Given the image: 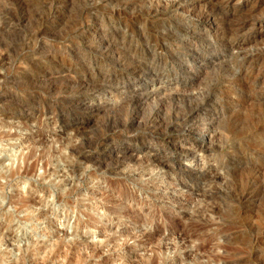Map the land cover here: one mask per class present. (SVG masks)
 <instances>
[{
	"label": "rangeland",
	"instance_id": "374dc122",
	"mask_svg": "<svg viewBox=\"0 0 264 264\" xmlns=\"http://www.w3.org/2000/svg\"><path fill=\"white\" fill-rule=\"evenodd\" d=\"M51 1L0 0V151L32 152L28 164L35 160L28 179L16 176L0 191V264H148L155 255L158 264H264V175L254 202L240 200L254 164L250 153L258 117L233 123L201 113L189 127L200 130L195 137L172 128L153 135L146 125L159 110L165 123L175 119L178 109L214 97L210 90L229 58L214 39L215 30L200 29L203 35L210 33L216 59H205L207 70L183 74L176 82L173 77L182 75L187 63L175 61L166 48L163 78H135L127 65L149 62L152 52L145 49V39L158 38L145 6L135 8L137 17L125 26L102 17V11L88 14L86 8L96 0H63L59 15ZM243 5L231 0L228 9ZM257 10L251 18L260 29H246L244 36L260 32L263 41L250 44L251 50L264 48V6ZM97 20L99 26L93 23ZM170 22L163 28L178 27ZM79 29H86L80 39L73 36ZM108 35L116 43L114 58L94 49ZM131 37L137 48L133 53L126 50ZM194 37L172 43L182 61L191 58L184 48L195 44ZM92 39L97 40L92 44ZM131 88L147 95L138 106L126 100ZM262 102V97L255 100L256 116ZM67 116L69 126L61 123ZM132 118L137 123L127 128ZM45 149L51 153L42 158ZM156 154L161 165L153 162ZM236 155L245 162L240 164ZM119 162L123 165L117 168ZM189 180L196 184L183 188L181 182ZM22 196L28 201L25 207L18 203ZM251 213L253 228L245 223ZM184 229L189 237L182 235ZM57 245L71 249V261L51 255Z\"/></svg>",
	"mask_w": 264,
	"mask_h": 264
},
{
	"label": "bare ground",
	"instance_id": "6f19581e",
	"mask_svg": "<svg viewBox=\"0 0 264 264\" xmlns=\"http://www.w3.org/2000/svg\"><path fill=\"white\" fill-rule=\"evenodd\" d=\"M230 1L231 0H96L92 2L90 6L86 8V11L88 14H91V13L96 14L98 11H102L101 12L102 17L108 16L110 19H115L119 23L124 22V25L128 26V24H130L131 22L130 19L132 18L135 19L137 17V15L133 13L135 11L134 9L137 8L138 6H145V8L143 9H145L144 13L147 16L146 18H148L147 22H149L148 24L151 25L152 28H154V30L158 32V38L153 42L149 39V37L148 39L147 38L145 39V42H144L146 43L145 49H148V50L150 49V51L152 52L148 58L149 62H146L145 60V62L141 61L142 63H140L138 62L140 60L139 59L138 61H132L127 65V72L131 74L130 75L131 77H135V78L144 76L147 74H150L151 78L158 77V75L160 77L159 79L163 78V74L167 72L168 70L167 68L168 65L166 62L167 60L165 61L162 58L163 56L162 53L166 48H169V50H171L170 51L172 54L171 56L173 57L175 61L179 60L180 63H184V62L187 63V64H183L184 70H182L183 71L181 73L182 75L180 74L178 75L177 73V76L173 77V79L176 82H179L181 81V79H183L181 78V77H184L183 74L187 77H192L195 75L194 71L196 69H206L207 70L208 68H210L209 66L210 64L205 59H208L210 55L212 59L214 58V61H216V59H215V55L212 54V51L209 48L210 46L213 47V43L207 36L210 33L207 32V34L203 35L200 29L203 28L208 31L215 30V34H218V35H215L214 39L218 42L219 46L223 47V51L229 54L228 56L229 58H225V65L224 67H222L224 68L223 74L220 76L218 74V81L215 83V85H213L212 89L210 90L213 92L214 97L208 98L203 95L204 97L189 104L186 107V109L179 110L177 108L178 111H176V114L173 116L175 117V119L171 121H167L165 123L160 116L161 112L159 110L155 114H153L150 118H147L148 120H146V125L148 126L149 129H151V132L153 133V135L154 134L160 135L161 134L159 132L160 130L166 131L168 130V128H172L173 130L180 131L181 134L185 133V135L188 137H195L197 136L200 130L192 129L189 127L195 124L196 119H199L200 117H202L201 113H203V115L205 114L208 117H212L213 119H217L220 121L227 120L233 123L239 122L244 119L254 121V117L255 118L258 117V121L257 123H255V126H254V139H253L254 147L250 153V155L254 157V162H253L254 164L252 165V168H251V172L248 178V183L240 195V200L244 204V203H250L252 201L254 202V199L258 197V195L260 194V183L263 181L262 178L264 175L263 174L264 170L261 169V166L262 165L264 166V103H263L264 102V48L255 49V50H251L248 48L250 44L253 45L252 43H255V41L257 40L263 41L262 40L263 35H261L259 32L258 35H256L253 38L244 36V32H245L244 30L246 29H254V30L260 29V26H258L257 24H254L251 17H254V14H253L254 11L264 6V0H239V2L244 1V5L240 9L236 7L228 9L230 5ZM50 3L52 5L51 7L54 6L55 8L54 13L58 14L59 10L57 11V7H60L62 5L63 0H52ZM108 8L109 10H106ZM138 13H139V10H138ZM246 13L248 15H245ZM258 13L260 12H257L256 15H258ZM242 14H244L245 16ZM241 15L244 17H242ZM172 17H176L177 20H173ZM168 21H172L170 23L173 25L174 24L178 25V27L172 30L164 29L163 25L168 23ZM93 23L95 26L96 25L99 26V24H101L99 20L93 21ZM83 25H85L84 27H87L86 23H84ZM84 33H86V29L85 30H80V29L74 30L73 36L77 38L79 37L80 39ZM189 36H193V37L195 36L194 37L195 44L193 45L189 43L186 46L187 48H184V51L186 53L191 54V58L188 61H182L180 58V55H177L175 53L176 50H172V45L174 44L173 42H176V41L179 42L180 44L183 43L182 41H184V38L189 37ZM96 40L97 39H92L91 43L92 44L95 43ZM95 44H97L96 47L94 48L96 52H97L96 49H98L99 52H101L103 55L109 56L111 58H114L116 55H118L117 51L114 49L115 48L114 46L116 45V43L112 40V37L109 35L100 37L98 43H95ZM126 44H128L126 45L127 51L129 52L137 51V48L134 47L133 45L132 37L131 39L127 40ZM122 48L124 49V47ZM113 50H115L116 53H114ZM129 57H132V56H129ZM196 60H198L199 64L196 63ZM183 81H188V79H185ZM70 82L74 83L75 80L73 81L71 78ZM81 83L83 84L84 82H81ZM101 83L103 84L104 82H101ZM184 91L185 89L184 87H182L181 92H184ZM129 93H131V95H129V97H127L126 100H128L132 106L134 105L138 106V104L141 101H143L145 97L147 96L145 95L144 92H142V90H138V89L135 90L134 88H131ZM164 95H165L164 97H166V94ZM180 96L181 98L183 97L182 94ZM159 97H162V96H159ZM260 97L263 98V102H262L263 104L259 107L260 109H258V113H257L258 115L256 116V114L254 113V103H255V100ZM182 113L183 115L190 116L191 120L190 119L185 120L184 116H181ZM200 120L201 122L204 121V119H200ZM69 122L70 121L67 116L62 119L61 123H64V125L69 126ZM135 123H137V118H132L128 122L127 128L132 127L133 125H135ZM165 131H162V132H165ZM142 143L147 144L145 139H142ZM163 143L165 146L170 147V142L163 141ZM74 146L76 148V145ZM156 146L161 147V146H158L157 144ZM172 146L176 149H179L181 152L189 154V150L187 148H183V147L181 148L180 146L176 144ZM75 148H72V149L70 148V152L74 153ZM50 151L51 150L49 149H45L43 151L42 158H44V156L46 158V156H48L51 153ZM31 156H32V152H29L27 154L18 153L17 151L14 152L11 147L8 149L6 148V150L4 151V154H2V152L0 151V179L2 177L6 179L5 184H2L0 180V191L2 190L3 187H5V185H7V183L9 182L8 181L9 179L16 178V176L17 178L19 176L21 178L28 179V176H30L35 170V163H34L35 160H32L34 161L32 164H28V160L30 162ZM124 156L125 154L124 155L122 154L120 160L124 158ZM239 156L240 155H236L235 160H238L240 161V164H243L245 161L244 159H241ZM37 160L39 161L40 159L36 158V161ZM161 160H162V157L156 154L153 159V162H155L157 165H161L162 164ZM16 161L17 163H15ZM47 161L46 162L49 163V159H47ZM168 162L174 163L173 161L171 162L168 161ZM123 163L119 162L115 164V166L117 168L121 167ZM151 164L152 163H150L149 165ZM53 173H55L54 170L51 172V174ZM206 177L207 176H202L201 180L206 179ZM191 181L192 180H189L188 182L182 181L181 185H183V188H185L189 186V184H194V183L196 184V182L194 181L191 182ZM27 202L28 201L23 199V196H22V199L18 203L21 205V207H25L27 205ZM252 213L249 215L248 219L245 222L247 223L249 228L254 227V214ZM189 232L190 231L188 229H184L182 230V233H183L182 235H184L185 237H189L190 235ZM2 243H3V240L0 239V245ZM33 245H35L34 241H32V246ZM28 249L29 248H27L26 250ZM70 251L71 249L69 248L65 249L63 245H57L56 247L52 249L50 253L52 256L62 255L63 257H65V259H67L68 261H71L72 254ZM157 261H158V257L155 255L148 264H158ZM240 261L241 260L236 261V264L240 263ZM243 263H244V260H243Z\"/></svg>",
	"mask_w": 264,
	"mask_h": 264
}]
</instances>
